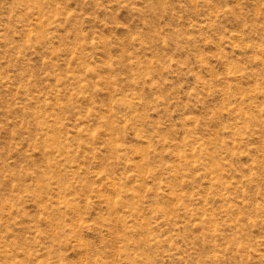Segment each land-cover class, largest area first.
<instances>
[{"label": "rangeland", "instance_id": "374dc122", "mask_svg": "<svg viewBox=\"0 0 264 264\" xmlns=\"http://www.w3.org/2000/svg\"><path fill=\"white\" fill-rule=\"evenodd\" d=\"M0 264H264V0H0Z\"/></svg>", "mask_w": 264, "mask_h": 264}]
</instances>
